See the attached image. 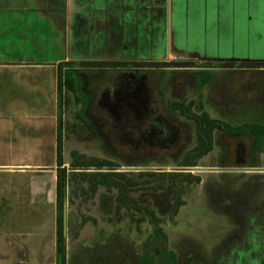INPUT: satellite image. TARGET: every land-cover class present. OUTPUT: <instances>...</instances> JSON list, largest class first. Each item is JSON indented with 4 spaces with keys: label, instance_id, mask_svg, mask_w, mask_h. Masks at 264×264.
<instances>
[{
    "label": "rangeland",
    "instance_id": "374dc122",
    "mask_svg": "<svg viewBox=\"0 0 264 264\" xmlns=\"http://www.w3.org/2000/svg\"><path fill=\"white\" fill-rule=\"evenodd\" d=\"M243 2L246 7L241 19L246 29L241 31V42L247 47L235 55L264 60V0L256 7L258 0ZM229 51L225 49L220 57L233 56ZM149 60L208 62L205 72L213 76L199 89L194 79V73L201 70L199 65L153 71L160 72L162 78L152 86L151 113L162 120L165 132L152 135V143L142 141L137 133H118L112 127L104 108L121 81L115 78L113 67L83 65L77 69L75 62L59 65L61 81L66 82L68 68L74 73L69 87L64 83L61 101L56 85L54 149L39 151V157L42 163L53 160L58 183L64 186L65 264H143L146 260L145 264H170L164 247L176 254L179 264H264V254L259 253L263 245H258V259L245 255L258 234V227L248 230L245 223L255 216L257 198L258 211H264V149L256 150L250 134L231 135L220 128L264 126V68L225 67L223 62L228 59L213 62L177 48L163 56L151 53ZM13 104L8 102V108L16 109ZM204 116L219 127L212 131V150L193 159L194 167L206 170H189L182 160L201 150L196 124ZM128 119L123 124H128ZM72 151L92 158L95 166L72 169ZM237 155L245 156L238 165ZM222 168L257 170H211ZM163 172H189L199 176L201 183L198 188L197 183L172 184L167 177H158ZM113 173H128L126 178L132 181L126 206L116 199L115 188L107 189V184L100 182L118 178ZM249 174L258 175L260 193L255 186L249 187ZM160 182H164L163 188L154 190ZM179 186L185 189L181 196L185 207L174 215ZM25 196L24 190L20 202L8 199L14 203L0 204V264H56L61 252L56 243L57 208H28ZM261 218L263 223L264 213L255 219Z\"/></svg>",
    "mask_w": 264,
    "mask_h": 264
},
{
    "label": "crops",
    "instance_id": "0c3cea01",
    "mask_svg": "<svg viewBox=\"0 0 264 264\" xmlns=\"http://www.w3.org/2000/svg\"><path fill=\"white\" fill-rule=\"evenodd\" d=\"M164 4L167 32L175 22L178 47L185 52L213 62L262 60L235 55L247 47L241 42L243 0H175V18L172 0ZM147 5V0H0V204L20 202L25 190L26 207L56 206L57 172L53 160L40 161L39 151L54 149L59 65L75 62L82 69V61L115 60L129 39L148 45ZM225 49L233 56L220 57ZM55 54L56 60L46 58ZM246 178L258 191V175ZM200 183L201 178L196 188ZM258 201L253 220L245 221L248 230L258 227ZM245 255L258 259V234Z\"/></svg>",
    "mask_w": 264,
    "mask_h": 264
},
{
    "label": "flooded vegetation",
    "instance_id": "af4514ba",
    "mask_svg": "<svg viewBox=\"0 0 264 264\" xmlns=\"http://www.w3.org/2000/svg\"><path fill=\"white\" fill-rule=\"evenodd\" d=\"M175 0H172V16L174 15L176 5ZM166 0H147V19H149V37L145 40L148 41V45L142 46L139 44L138 39H129V44L121 47L119 53L116 54L117 59L114 61H155L149 60L151 53L159 55H168L173 48H177L180 51H184L178 47L179 39L175 37V26L176 23L172 22L171 30L167 32L166 28ZM175 18V15H174ZM141 41V40H140ZM127 54H138L136 57H129L126 59ZM133 58V60H130ZM119 59V60H118ZM163 61V60H158ZM166 61V60H165ZM167 62H182L191 63L184 64L186 67L198 66L199 72H205L209 69L210 63L198 61H167ZM209 65H206V64ZM236 63L235 66H237ZM183 66V65H180ZM178 66V67H180ZM234 66V67H235ZM115 69V78L120 79V83H117L114 91L111 93L112 100L105 101L106 111L111 117L112 127L116 129L118 133H137L141 135L139 139L148 143H152V135L162 134L165 132V126L161 119L153 117L152 110V91L154 90V82L161 80L160 72H153L154 70H163L167 67L174 66H163V67H134L132 65L122 66H111ZM196 73V72H195ZM194 73V74H195ZM123 79V80H122ZM195 79V76H194ZM153 86V87H152ZM129 118V119H128ZM128 119V124H123ZM232 135V134H231ZM240 135V134H234ZM237 155L235 163L238 165L242 163V159L245 156L242 155L238 158ZM261 182V180L259 181ZM259 211L261 210L258 207ZM258 216L264 213L259 212ZM258 241L263 240V243L258 245L264 246V221L262 218L258 220ZM261 249V250H260ZM259 253L264 254V247L259 248Z\"/></svg>",
    "mask_w": 264,
    "mask_h": 264
},
{
    "label": "trees",
    "instance_id": "16d2710c",
    "mask_svg": "<svg viewBox=\"0 0 264 264\" xmlns=\"http://www.w3.org/2000/svg\"><path fill=\"white\" fill-rule=\"evenodd\" d=\"M74 63H70V65H73ZM206 65H209L208 63ZM74 73L73 69H67L65 71V80L66 82L59 81V92L58 95L60 97L61 101V93L62 88L64 86V83L66 86L69 87L71 75ZM195 80L197 83V87L201 89L206 83H208L212 79V75L209 72H199L197 71L195 74ZM197 135L200 141L199 147L201 148L200 151L197 153H194L192 156H189L188 158H185L182 160V166L186 167H194L196 166V160H193L194 157L200 158L203 155L207 154L212 150V131L215 128H218L219 125L215 120H212L206 116H204L201 120H198L197 122ZM228 134H240V135H247L250 134L253 136V141L255 143L256 150L258 152H262L264 149V126L257 125V124H244L242 126L236 127V128H230V127H220ZM59 148H61V140L58 142ZM71 158L72 161L70 163V166L72 169H81V168H90L95 166L94 160L90 157H85L84 155L79 154L76 151L71 152ZM58 163L61 164V158H59ZM97 167H103L104 165H96ZM100 173V172H98ZM102 174V173H100ZM112 174V173H111ZM118 178L116 179H103L100 180L102 184H107V189H113L115 188L117 190V196L116 199L122 203L124 206H126V192L128 190V186H132V181L126 178V174L128 173H113ZM158 177H167L166 179L170 181L172 184L181 183V184H193L200 182V177L197 175H192L191 173H185V172H168V173H159ZM58 191H57V201H56V215H57V224H56V243L57 247L61 250V252L57 253L56 257V264H65V253H64V244H65V237L63 235V205L65 200V191L63 182L58 183ZM164 182L156 183L154 185L153 189L158 190L159 188H163ZM185 189L182 186L177 187L175 197L176 204L173 210V214H177L178 209L184 204L183 200L181 199V196L184 194ZM150 216L152 219H155L154 214L149 211ZM159 234L160 231H157ZM163 240L165 244H167V237L166 235H163ZM164 251L167 253V255L170 258V264H179L177 262L176 254L167 249V247H164ZM147 261V260H146ZM146 261H143L142 263H147Z\"/></svg>",
    "mask_w": 264,
    "mask_h": 264
},
{
    "label": "water",
    "instance_id": "95a60500",
    "mask_svg": "<svg viewBox=\"0 0 264 264\" xmlns=\"http://www.w3.org/2000/svg\"><path fill=\"white\" fill-rule=\"evenodd\" d=\"M237 61L233 60H226L223 62V65L225 67H234L236 65ZM82 65L85 66H122V65H132L134 67H163V66H174L178 67L180 65L184 64H191V63H182V62H167V61H114V60H87L82 61ZM237 67L239 68H264V60H258V61H239ZM189 170H206L198 167H191ZM211 170H225V171H254L257 169L254 168H222V169H211ZM63 235H66V203L63 205Z\"/></svg>",
    "mask_w": 264,
    "mask_h": 264
}]
</instances>
